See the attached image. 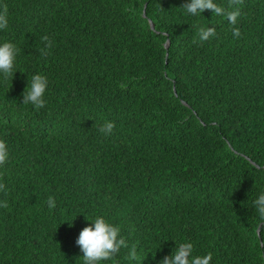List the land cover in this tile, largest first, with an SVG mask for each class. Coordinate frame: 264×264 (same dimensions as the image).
Segmentation results:
<instances>
[{
  "label": "trees",
  "instance_id": "1",
  "mask_svg": "<svg viewBox=\"0 0 264 264\" xmlns=\"http://www.w3.org/2000/svg\"><path fill=\"white\" fill-rule=\"evenodd\" d=\"M215 2L236 25L185 0H0L20 49L0 78V264H81L97 214L128 245L102 264H162L185 240L211 264H264V0ZM34 72L38 111L22 104Z\"/></svg>",
  "mask_w": 264,
  "mask_h": 264
},
{
  "label": "clouds",
  "instance_id": "2",
  "mask_svg": "<svg viewBox=\"0 0 264 264\" xmlns=\"http://www.w3.org/2000/svg\"><path fill=\"white\" fill-rule=\"evenodd\" d=\"M185 11L187 14L196 15L202 14L203 10L210 9L217 15L224 16L232 25H236L238 10L225 12L223 8L217 5L215 0H185ZM9 25V15L7 8L0 9V30H4ZM199 40L201 42L208 40L215 35L214 28L211 26L200 27L198 29ZM240 35L238 28H233V36ZM44 41V47L40 49L41 55H48L54 45V41L48 35L41 37ZM19 47L11 40H0V78L4 80L12 79L14 71L17 67V56ZM49 86L47 75L34 72L31 78H27L26 90L22 93V104H30L34 110H40L47 104L46 92ZM115 123L112 120H105L100 126L99 131L105 135H111ZM10 152L5 140L0 139V167L4 166L9 160ZM7 186L0 182V192H7ZM56 200L49 196L47 206L52 209L55 207ZM256 213L264 218V191L258 192L252 201ZM7 201L0 200V207H6ZM86 218V217H85ZM87 220L91 221L86 224L76 237L75 243L79 246L83 253L81 264H102L103 261H108L120 252L121 248L127 247L126 240L121 236L120 227L112 223L109 219L101 214H97L94 218ZM67 220V219H65ZM63 220V221H65ZM71 226V221L67 220ZM212 254H194V245L190 240H185L176 246L175 251L165 256L162 264H211Z\"/></svg>",
  "mask_w": 264,
  "mask_h": 264
},
{
  "label": "water",
  "instance_id": "3",
  "mask_svg": "<svg viewBox=\"0 0 264 264\" xmlns=\"http://www.w3.org/2000/svg\"><path fill=\"white\" fill-rule=\"evenodd\" d=\"M149 25L151 28L153 27V24L151 22H149ZM167 45H168V39H166V41L164 42V47L166 48ZM257 231H258V229H257Z\"/></svg>",
  "mask_w": 264,
  "mask_h": 264
}]
</instances>
